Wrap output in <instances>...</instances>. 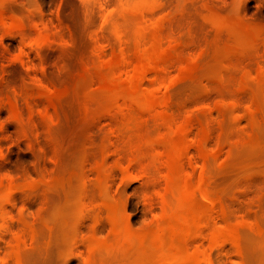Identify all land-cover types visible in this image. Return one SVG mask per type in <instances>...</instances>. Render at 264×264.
Segmentation results:
<instances>
[{
	"label": "rangeland",
	"instance_id": "rangeland-1",
	"mask_svg": "<svg viewBox=\"0 0 264 264\" xmlns=\"http://www.w3.org/2000/svg\"><path fill=\"white\" fill-rule=\"evenodd\" d=\"M162 1L167 9L154 17L129 8L126 0H0L3 12L25 28L23 39L0 28V264H16L15 252L20 264H181L171 263L163 252L147 257L149 247L139 243L164 217L163 160L143 152L138 143L143 129L128 124L125 112L118 116L126 100L99 89L106 63L113 53L127 51L138 28L148 33L146 40L159 31L163 47L166 36L177 34V56L195 60L193 68L180 70L184 61L176 57L157 82L153 72L139 78L142 89L165 92L171 131L189 125L182 172L196 173L195 178L200 169L208 172L204 181L215 207L200 217L204 228L185 242L186 252L198 250L210 259L207 264H264V47L259 45L264 46V0ZM235 18L259 29L258 48L250 45L254 40L243 41L234 33L230 22ZM139 20L159 27L137 25ZM34 30L49 32V44L32 48L26 37ZM118 66L115 80L121 83L131 67ZM40 85L70 87L72 94L63 96L54 114ZM155 125L156 136L164 133L162 125ZM9 180L16 188L6 194ZM218 230V241L209 242L207 233ZM115 243H122L124 252Z\"/></svg>",
	"mask_w": 264,
	"mask_h": 264
},
{
	"label": "bare ground",
	"instance_id": "bare-ground-1",
	"mask_svg": "<svg viewBox=\"0 0 264 264\" xmlns=\"http://www.w3.org/2000/svg\"><path fill=\"white\" fill-rule=\"evenodd\" d=\"M27 1V0H26ZM86 1V0H84ZM89 1V0H88ZM117 1V0H116ZM31 2V1H30ZM103 2V1H102ZM121 3H123V1H120ZM119 2V3H120ZM129 2V3H128ZM190 2V1H188ZM3 4V1L1 2ZM0 3V4H1ZM95 3V2H94ZM126 3L128 4L129 8L131 9H134V11H139V10H144L145 11V14H161L163 13L164 11H166V6L165 4L163 3L162 0H126ZM2 4L0 5V7H2ZM29 5V3H27ZM32 4V3H31ZM86 4V2H85ZM84 4V5H85ZM125 4V3H124ZM126 4V6H127ZM130 4V5H129ZM132 5V6H131ZM170 5V4H168ZM105 6V5H104ZM103 6V7H104ZM107 6V5H106ZM121 7H123L122 5H120ZM125 6V7H126ZM127 6V7H128ZM4 7V5H3ZM3 7L0 8V28L3 27V29H8L9 31H13V32H17V33H20L21 35V38H22V35H23V38H25L24 36V30L25 28L23 23L20 22V20L15 17V16H9V15H6L5 11L6 9L4 8L3 10ZM96 7V6H95ZM100 8H102V6H98ZM120 7V8H121ZM119 8V9H120ZM2 9V10H1ZM85 9V7H84ZM104 9V8H103ZM88 10V9H87ZM122 10V8H121ZM126 10V9H125ZM106 11V10H105ZM133 11V10H131ZM133 11V12H134ZM144 11H141L144 13ZM93 12V11H92ZM100 12V11H99ZM139 12V14H142ZM168 12V10H167ZM213 13V12H212ZM90 14V13H89ZM105 14V13H104ZM137 13V15H139ZM144 14V17L147 15ZM152 15L155 17V15ZM168 14V13H167ZM93 15V14H92ZM136 15V14H135ZM106 16V15H105ZM122 16V14L120 15ZM213 16V15H212ZM13 17V18H12ZM99 17V16H98ZM140 17V16H139ZM147 17V16H146ZM149 17V16H148ZM93 18V17H92ZM101 19V18H100ZM142 19L144 20V18L142 17ZM141 19V20H142ZM120 20H121V17H120ZM139 20V23L137 25H139L142 21ZM105 21V20H104ZM124 21V20H123ZM129 21V20H128ZM128 21L126 23H128ZM141 21V22H140ZM148 21V20H147ZM135 22V21H134ZM157 22V21H156ZM222 22V20H221ZM226 22V21H225ZM224 21L222 23H225ZM227 22H230V21H227ZM125 23V22H123ZM130 23V22H129ZM144 23V22H142ZM141 23V24H142ZM147 22H145L144 24H146ZM159 23V22H158ZM221 23V24H222ZM231 23V29L234 31V33L237 34L238 37H240L241 40L243 41H250L252 42L254 40V42H252L250 45L253 46V48H258L259 45H261L260 47H264L262 46L263 42L260 41L259 45L258 43L255 42V39L257 40V38L259 37L260 38V35L259 34V29L257 30V28L253 27V28H248L249 26L247 25H244L242 23V21H239L238 18L233 21L230 22ZM229 23V24H230ZM140 24V25H141ZM219 24V23H218ZM220 24V25H221ZM123 25V24H122ZM127 24H125L124 26H126ZM132 24L130 23L129 26H131ZM136 25V24H135ZM152 25V23L150 24ZM150 25L146 24V26H148L147 28H150ZM225 25V24H224ZM118 26V25H117ZM120 26V25H119ZM152 26H156L157 28L159 27V25L157 26L156 23H154ZM135 28V30H137V26H132V28ZM131 28V27H130ZM133 28V29H134ZM145 27H143V30L147 29ZM152 28V27H151ZM150 28V29H151ZM4 29V30H5ZM120 30V28H118ZM117 29V30H118ZM129 29V28H127ZM148 29V30H150ZM3 30V31H4ZM131 29H129L130 31ZM134 30V32H135ZM7 31V30H6ZM7 31V32H9ZM116 31V30H115ZM123 31V30H122ZM139 28H138V30ZM155 31L154 27H153V32ZM231 31V30H230ZM233 31H231L233 33ZM48 32V31H47ZM139 32H135V36L133 38V40H130L131 42H129L127 40V42H129V45L131 44V46H128L129 48H127V51L124 53V54H119L117 53V55H112V58L111 60H109V62L106 63L105 65V72L104 74L101 76L99 74L98 77L101 76V82L103 85H100L101 89L100 91H102V93H104L106 96H109V98H111L114 94V96H117L118 94L121 95V97L123 99L126 100V104L127 105H130V106H125L123 105V108L120 109L118 107V109L116 110L117 113H120L118 114V116L120 115V118L122 113L125 112V114H123V116L125 117H128L126 119H131V122L130 120H128L130 123L128 124H132L134 127L136 126V128L139 127V130L140 129H143L144 133L142 134L143 137L141 136V139H139V141L141 142H138L141 144V146L144 148L143 152L147 151V153H149L148 155H154V158L159 156L158 158H161L163 161L162 165L163 166V169L165 170L164 173V182H165V188H164V191H163V194L160 196L161 199H162V203L163 205H165L163 207V211H164V217L161 218V222L158 223L152 231H150L149 229V235H144V237L142 238L141 235L139 236V238L141 237L140 242L141 245L142 244H145L146 246H148L147 248L149 250L148 255L147 253L146 256L147 257H153L155 256V258H157L159 255V253H162L165 254L169 260L171 261V263L174 261H179V263L181 262V264H201V263H204V264H207L210 262V259L208 261L207 259V256H204L203 253H199L198 250H193V252H190L191 255H189V253L186 252L185 248H186V243L189 239V241L195 237L197 238L198 236V232H200V230H202L203 225L201 226V223H200V217L207 213V211L210 209H212V207L214 208L215 206H213V204H215L212 200H211V196L210 197V193L207 186H209L207 184L206 186V183L204 181V174L205 173H208V172H204L205 171V168H204V171H202L203 169H200L197 174V179L195 178L196 176V173H195V176L194 174L191 172H189L190 174L186 173L184 174L182 172L181 169V166H182V162H181V158H182V154L184 153V150L187 149V145L189 143H187V141L189 142V140L185 139L186 137V125H188V121L184 123H187V124H183L181 123V125L177 126V130H172L171 131V128H170V125H169V110H167V105H168V102L166 101V99L164 98V95L165 92L162 94L161 92V88H158V87H152L149 89H142L141 87V83L140 82L141 80H139L140 76L141 75H145V73H149V72H153L155 74V76L158 74V77L156 80H154L155 82L158 81V79H161L162 78V75L164 76L165 72L168 70L169 66L172 65L170 64L171 62H175L176 59H178L180 56H177L179 55L178 54V51H179V47L181 46V42L179 39L181 38H178V35H177V39H175L176 35L172 34L174 37L173 39H170L169 37L172 36H166V34L164 36L168 37L167 40L165 39L164 41H166L167 46H165L164 44V47L161 45L162 43V37L160 38L158 35H160L157 31V33L155 34H152L150 33V35L148 36V39L146 40L144 36L148 35L147 34H143L142 33H139ZM148 32V31H147ZM150 32V31H149ZM156 32V31H155ZM49 33V32H48ZM48 33H46L45 31H35L34 30V34L32 35V37H29V39H27L26 37V40H29L27 42H29V45L32 47V48H36V49H40L42 47H45L46 45L45 44H49V42L51 41V36L49 38L48 36ZM131 33V32H130ZM144 33V32H143ZM26 34V33H25ZM50 35V34H49ZM168 35V34H167ZM27 36V34H26ZM119 36V35H118ZM235 37V41H236V36ZM262 37H264V34L262 35ZM261 37V39H262ZM22 38V39H23ZM122 38V37H121ZM131 38V37H130ZM172 38V37H171ZM124 39V38H123ZM162 39V40H161ZM264 39V38H263ZM259 40V39H258ZM145 41H148V46H147V49L145 48ZM192 41V40H191ZM259 42V41H258ZM126 43V42H125ZM182 43H184L182 41ZM191 43V42H190ZM193 43V41H192ZM231 43V42H230ZM236 43V42H235ZM234 43V45H236ZM262 43V44H261ZM124 44V43H123ZM45 45V46H43ZM128 45V44H127ZM183 45V44H182ZM191 45V44H190ZM232 45V44H230ZM144 46V47H143ZM208 46V45H207ZM240 46V44H239ZM210 47V46H209ZM213 47V44L211 46V48ZM31 48V49H32ZM207 48V47H205ZM236 48V47H235ZM244 48V47H243ZM253 48H249V49H253ZM101 49V48H99ZM113 49V48H112ZM245 49V48H244ZM244 49H241L240 48V51L244 50ZM247 49V48H246ZM181 50V49H180ZM205 50V49H203ZM202 50V51H203ZM238 50V49H236ZM264 50V48H263ZM115 51V50H113ZM122 51V50H121ZM124 51V49H123ZM201 51V52H202ZM246 51V50H244ZM117 52V51H116ZM115 52V53H116ZM204 52V51H203ZM222 52H224L222 50ZM238 53V51H236ZM243 52V51H242ZM231 53V52H230ZM203 54V53H202ZM223 54V53H222ZM242 54V53H241ZM111 55V54H110ZM181 55V54H180ZM183 55V54H182ZM228 55V54H227ZM238 55V54H237ZM240 55V53H239ZM232 56V55H231ZM178 57V58H176ZM187 57V56H186ZM109 59V58H108ZM180 59V58H179ZM183 59H186L188 60L187 58H183L182 56V59H180L181 63H184L183 64H177L179 65V68L180 70L182 69H190L191 64H192V61H195V60H188L187 62ZM102 60V59H101ZM175 60V61H174ZM21 62V61H20ZM103 62V61H102ZM22 63V62H21ZM83 63V61H82ZM104 63V62H103ZM177 63V62H176ZM191 63V64H190ZM197 63V61H196ZM122 66V64H129L130 67H131V71H130V74H126L127 76L125 77V79L120 83V80L118 81L119 78H117V80H115V78L117 77L115 75V68L117 67H120L118 65ZM85 65V64H84ZM92 65V64H91ZM95 65V64H93ZM98 64H96L97 66ZM184 65V66H182ZM87 66V65H86ZM102 66V65H101ZM117 66V67H116ZM174 66V65H173ZM85 67V66H84ZM92 67V66H91ZM95 67V66H94ZM98 67V66H97ZM168 67V68H167ZM100 68H103V67H100ZM193 68V67H192ZM170 69V68H169ZM82 71V70H81ZM98 71V70H97ZM104 71V70H103ZM169 71V70H168ZM41 73H43V71H41ZM80 73V72H79ZM78 73V74H79ZM100 73V71H99ZM262 73V72H261ZM119 74V73H118ZM167 74V73H166ZM80 75V74H79ZM82 78L84 81L85 79V82L88 81L87 79V72H85V70L82 72ZM97 75V74H96ZM116 76V77H115ZM263 76V75H262ZM81 77V76H80ZM114 77V78H113ZM154 79V78H152ZM95 80V79H94ZM93 80V81H94ZM260 80V79H259ZM263 80V79H262ZM91 81V80H90ZM92 81V82H93ZM161 81V80H160ZM163 81V80H162ZM81 82V81H80ZM95 82V81H94ZM159 83V82H158ZM158 83H155L156 85ZM161 83V82H160ZM43 84V82H42ZM121 84V87L119 86ZM151 84H149L150 86ZM152 85H154L152 83ZM41 86V85H40ZM159 86V85H157ZM161 86V85H160ZM42 89L44 90V95L50 102V104L52 105L51 107H53V113L55 114V110L57 109V107L61 104L60 103V100L63 98V96L65 97H68L67 94H68V91L70 90V87H63V89H60V90H54L53 87L52 88H48L49 86H46L43 88V86H41ZM120 88V89H119ZM148 88V87H147ZM41 90V89H40ZM71 91V90H70ZM69 91V93H70ZM99 91V93H100ZM75 92V91H74ZM73 92V93H74ZM116 93H118L116 95ZM66 94V95H65ZM72 94V93H70ZM69 94V95H70ZM135 96L136 98H133L132 95ZM79 95V94H78ZM90 95V94H89ZM65 97V98H66ZM64 98V99H65ZM82 98V97H81ZM86 98V97H85ZM99 98V97H98ZM121 98V99H122ZM68 99V98H67ZM104 99V98H103ZM115 99V98H114ZM117 99H120V96L119 98ZM137 99V100H136ZM90 100V98H89ZM105 100V99H104ZM124 100V101H125ZM84 101V100H83ZM91 101V100H90ZM115 101V100H114ZM113 101V102H114ZM123 101V103H124ZM147 101V102H146ZM62 102H63V99H62ZM117 102V101H116ZM143 102H146L143 104ZM60 103V104H59ZM90 103V102H89ZM92 103V102H91ZM59 104V105H58ZM83 104V103H82ZM106 104V103H105ZM116 104V103H115ZM257 104V103H255ZM58 105V106H57ZM96 105V104H94ZM93 105V106H94ZM114 105V104H113ZM121 105V103L119 104ZM118 105V106H119ZM134 107H133V106ZM60 107V106H59ZM90 107V106H89ZM96 107V106H95ZM107 107V106H106ZM132 107V108H131ZM78 108V107H77ZM65 109V108H64ZM102 109V107H101ZM58 110V109H57ZM60 110V109H59ZM109 110V108L107 109ZM62 111V110H60ZM98 111V109H97ZM114 111V110H113ZM58 112V111H57ZM83 112V111H82ZM87 112V111H86ZM109 112V111H107ZM61 113V112H60ZM78 112H76L77 114ZM112 114V113H111ZM114 114V113H113ZM129 116H128V115ZM64 115V114H63ZM86 115V114H85ZM60 115L56 116L55 117H59ZM65 116V115H64ZM67 116V114H66ZM114 116V115H113ZM54 116H52L53 118ZM123 117V118H125ZM61 118H62V114H61ZM80 118V117H79ZM119 118V119H120ZM51 119V118H50ZM57 120V118H55ZM85 119V118H84ZM118 119V118H117ZM63 120V119H62ZM81 120V118H80ZM64 121V120H63ZM62 121V122H63ZM127 121V122H128ZM171 121V120H170ZM82 122V121H81ZM54 123V122H53ZM56 123V122H55ZM121 123V122H120ZM127 125V123H125ZM123 124V125H125ZM135 124V125H134ZM151 124L153 125L152 127L154 128V125L156 124H160L162 125L164 128H165V131L164 133L162 132V136H156L152 131H151ZM122 125V124H121ZM123 125L121 127H123ZM155 125V126H156ZM118 126V125H117ZM129 126V125H128ZM189 126V125H188ZM119 127V126H118ZM126 127V126H124ZM131 127V126H130ZM133 127V128H134ZM157 127V126H156ZM173 127V126H172ZM179 127V128H178ZM175 128V127H174ZM173 128V129H174ZM121 129H124V128H121ZM120 127L119 129L117 128V130H121ZM129 129V128H126V130ZM132 128H130L129 130H131ZM125 130V129H124ZM123 130V131H124ZM153 130V129H152ZM167 130V132H166ZM138 131V129L136 130ZM125 132V131H124ZM134 132V131H133ZM118 133V132H117ZM130 133V132H129ZM136 133V132H135ZM139 133V132H137ZM136 133V134H137ZM135 134V136H136ZM140 134V133H139ZM138 134V135H139ZM159 134V133H158ZM164 134V135H163ZM188 134V132H187ZM122 135V134H121ZM132 135V133H131ZM185 135V136H184ZM128 138L129 135H126ZM133 136V135H132ZM124 137H125V134H124ZM120 138H123V137H120ZM137 138V136H136ZM139 138V137H138ZM119 139V138H118ZM127 139V138H126ZM125 139V140H126ZM128 141V139L126 140ZM186 142V143H185ZM191 143V142H190ZM140 144H138L140 146ZM191 144H194L193 142ZM190 144V145H191ZM133 145V144H132ZM135 145V144H134ZM133 145V146H134ZM137 145V144H136ZM189 145V146H190ZM195 145V144H194ZM193 145V146H194ZM199 145V144H198ZM140 146V147H141ZM156 147V151L157 152H152L153 154H151V150L153 147ZM135 147V146H134ZM137 147V146H136ZM139 147V148H140ZM141 147V148H142ZM186 147V148H185ZM137 148V149H139ZM185 148V149H184ZM190 148V147H188ZM136 149V148H134ZM154 149V148H153ZM196 150V149H195ZM198 150V149H197ZM142 152V153H143ZM198 152V151H197ZM132 154V153H131ZM136 154V153H135ZM146 154V153H145ZM130 155V154H129ZM185 155V154H183ZM132 156V155H131ZM138 156V155H137ZM200 157V156H198ZM134 158V156H133ZM131 158V159H133ZM153 158V157H151ZM138 159V158H137ZM160 159V160H161ZM200 159V158H199ZM136 160V159H135ZM184 160V159H183ZM182 160V161H183ZM157 161V160H156ZM155 161V162H156ZM201 161V160H200ZM130 162V161H129ZM134 162V161H133ZM154 162V161H153ZM153 162H149V166L148 167H152L155 165H153ZM151 165V166H150ZM207 165V163H206ZM208 166V165H207ZM183 167V166H182ZM147 168V167H146ZM200 168V167H199ZM150 169V168H149ZM149 169H145L147 170L145 173H153L152 171L151 172H148L150 171ZM154 170V169H152ZM156 170V169H155ZM154 170V171H155ZM184 170V169H183ZM101 174V173H100ZM194 176V177H193ZM209 176V175H208ZM207 177V176H206ZM195 178V179H194ZM209 178V177H208ZM207 179V178H206ZM10 181V182H9ZM7 181V185L5 184V189H7V192L5 191L6 194H10L12 193L16 186L13 182H11V180ZM207 182V181H206ZM3 184V183H2ZM4 185H1V187H3ZM0 187V188H1ZM4 190H2V193ZM171 197V199H170ZM170 199V200H169ZM172 200V201H171ZM212 201V202H211ZM201 203H204L205 205L201 206L200 204ZM200 206V207H198ZM205 206V207H204ZM113 207V206H112ZM112 207L111 210H112ZM167 207V209H166ZM202 208H205V210L202 211ZM109 208V207H107ZM200 208V209H199ZM219 208V207H218ZM165 209V210H164ZM114 210V209H113ZM112 210V211H113ZM213 210V209H212ZM222 210V209H221ZM110 211V210H109ZM116 211V210H115ZM112 213V212H111ZM163 215V214H162ZM204 216V215H203ZM207 216V215H206ZM110 217V215H109ZM112 217V216H111ZM113 218V217H112ZM205 218V216H204ZM115 219V218H114ZM112 220V219H111ZM204 222H207L208 224V221H204ZM209 226V225H208ZM207 229V228H206ZM204 230V229H203ZM211 230V229H210ZM212 231V230H211ZM209 232L207 233L208 236H209V239L206 237L207 240H209V242L211 241H214L216 242L215 240L218 241L217 238H219V235L221 234V230H218V231H215V232ZM225 232V231H224ZM206 233V232H205ZM228 232H225V234L227 235ZM144 234V233H143ZM142 234V235H143ZM123 236V235H122ZM201 236V235H200ZM207 236V235H206ZM126 237V236H125ZM205 237V236H203ZM222 237V235H221ZM122 238V237H121ZM216 238V239H215ZM119 239V238H118ZM126 239V238H125ZM123 239V240H125ZM130 239V238H129ZM129 239L126 241V243L129 241ZM133 241V240H132ZM138 241V240H136ZM136 241L134 242V245H137ZM208 242V243H209ZM123 243L125 245H123V250H124V247L126 248L127 244L123 241ZM132 243V242H131ZM117 244V248L120 247V249L122 250L121 246L119 244H122V243H115L114 245ZM185 244V246H184ZM119 245V246H118ZM140 245L139 248H142ZM144 245V246H145ZM129 247L131 246L128 245ZM139 246V245H138ZM137 246V247H138ZM143 246V247H144ZM115 247V248H116ZM132 247V246H131ZM136 247V246H135ZM119 249V250H120ZM132 249V248H131ZM130 249V250H131ZM136 249V248H135ZM113 250V249H112ZM122 250V251H123ZM126 250V249H125ZM129 250V251H130ZM143 250V249H142ZM18 251V250H17ZM195 251V253H194ZM124 252V251H123ZM122 252V253H123ZM127 252V251H126ZM144 252V251H143ZM204 252V251H203ZM151 253V254H150ZM207 253V252H206ZM16 256H15V255ZM13 255L15 256L16 260H15V263L16 264H20L19 262V259L17 257V254L16 252L14 253ZM137 254V253H136ZM162 254V255H163ZM150 255V256H149ZM157 256V257H156ZM160 256V255H159ZM209 258V256H208ZM149 259V258H148ZM153 259V258H151ZM159 260V259H157ZM167 260V259H166ZM18 261V262H17ZM148 263V262H147ZM146 263V264H147ZM176 263V262H175ZM155 264V263H154Z\"/></svg>",
	"mask_w": 264,
	"mask_h": 264
}]
</instances>
